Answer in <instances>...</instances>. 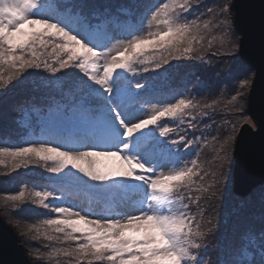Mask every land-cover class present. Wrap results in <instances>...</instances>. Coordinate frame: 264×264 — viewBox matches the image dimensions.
I'll list each match as a JSON object with an SVG mask.
<instances>
[{
	"label": "snow or ice",
	"instance_id": "6c2138e0",
	"mask_svg": "<svg viewBox=\"0 0 264 264\" xmlns=\"http://www.w3.org/2000/svg\"><path fill=\"white\" fill-rule=\"evenodd\" d=\"M136 7L139 26L109 30L107 6L89 0H0V104L9 84L28 87L29 70L76 88L49 139L0 142V166L14 171L44 162L61 190L81 187L103 205L74 208L62 191L52 190L7 196L14 204L32 199L51 213L28 227L36 234L32 239L50 242V251L36 252L38 259L207 264L204 240L215 224L205 205L230 164L234 136L211 135L209 141L206 130L216 123L212 111L219 101L201 103L182 92L156 99L158 76H143L137 66L160 73L171 69V61L208 63L206 56L229 55L231 9L206 0H140ZM249 83L242 80L240 89ZM242 95L237 91L225 107L238 108ZM208 147L213 155L202 160ZM15 214L25 220L44 215L23 206Z\"/></svg>",
	"mask_w": 264,
	"mask_h": 264
},
{
	"label": "trees",
	"instance_id": "16d2710c",
	"mask_svg": "<svg viewBox=\"0 0 264 264\" xmlns=\"http://www.w3.org/2000/svg\"><path fill=\"white\" fill-rule=\"evenodd\" d=\"M216 1L217 0H206V3L215 6L217 4ZM70 2H72V0H70ZM139 2L140 0H89V3L107 6L108 11L106 15H108L113 21V23L109 25V30L123 29L125 25L139 26L141 16L136 7ZM225 2L230 7L231 0H221L219 4ZM101 11H103V9H101ZM116 21H118V23H116ZM230 23L231 40L234 46L229 49V55H220L216 57L206 56V61L210 60L208 63L198 60H188V62H186V60L171 61V69L168 72H164L162 69V74L152 72L143 73L142 67L139 65L137 67L140 69L141 75L143 76H158V79L154 81L156 99L165 98L171 94L182 92L185 95L195 96V98L201 101V103H212L213 100L219 101L220 103L218 107L212 111L216 123L213 127L206 130L210 133L209 141L211 140V135H215L221 139L232 135L234 136L232 141L234 147V141L239 128L245 123V121L250 119L246 108V98L252 82L253 70L239 58V34L234 27L231 15ZM214 47H219V45H214ZM29 72L32 73V76L29 79L28 87L20 89L14 88L13 84H9L8 88L12 90L6 93V101L3 104H0V115L2 119L0 122V142L7 143L10 146H18L30 141L49 139V134L54 130L53 122L55 118L62 112L64 105L72 102V95L76 91H69L68 97L59 98L56 87L59 88L64 83L63 81L58 82L55 80L57 85L54 87L55 93H53L54 91H51L54 82L51 81L54 78L56 79V77H51L49 74L42 71L36 72L35 70H29ZM24 75L27 76L28 73H25ZM244 79H248L250 83L246 88L240 89L239 85ZM40 89H42V91H40ZM237 91L243 92V95L240 97L238 108L233 109L231 106L225 107L227 101L231 99V96L236 94ZM1 107L5 110H2ZM45 107H49V110H46ZM223 110L224 112L222 114L224 115L221 118L220 111ZM4 117H9V119L7 120ZM48 120L52 121L49 125H47ZM204 120L207 123L212 124L207 118H204ZM233 125H235L234 129ZM36 126H38V131H35ZM201 127H203V125H201ZM233 147L229 152L230 164L224 169V177L215 190L216 195L205 205V213H209L210 217H212L213 223H215V219L217 218V212L222 211L219 206L222 205L221 196L223 190L228 189L233 197L237 196L233 191ZM204 153L205 156L201 157V159L207 160L206 154H208V159L210 160L213 155L212 148H205ZM21 180L24 181L23 178ZM0 181H5V177L1 176ZM27 183L29 185H35L34 188L36 190L62 191V198L68 197L65 193L67 188L61 190L56 181H50L49 185L42 183L40 186L36 185L33 181H28ZM261 185L264 187V183ZM5 187V190L7 191L15 189H17V191L21 189H30L27 186L17 188L16 185L10 184ZM68 188L75 194L74 196L82 198L87 202V205H90V207L100 205L97 202L95 193L84 190L78 186ZM8 195L15 194L11 193ZM223 205H225V210L223 209L222 213L224 212L225 216L221 221L227 223L231 203H225ZM5 207L6 205H0V213L3 215L4 219L15 228L16 222L14 219L8 217L4 209ZM226 228L227 225H217L216 231L220 235L224 233ZM19 238L20 242L25 247L26 244L22 239L23 236L19 235ZM248 241H250V239H246V237L242 238V243L244 242L246 244ZM223 245L224 242H222V247ZM228 249H232V244H230ZM251 249L253 250L254 248ZM26 252L30 259H32V255L28 253V250H26ZM263 258L264 257H262V259ZM229 259L230 258L227 259L226 257L222 258L226 264L230 263Z\"/></svg>",
	"mask_w": 264,
	"mask_h": 264
},
{
	"label": "rangeland",
	"instance_id": "374dc122",
	"mask_svg": "<svg viewBox=\"0 0 264 264\" xmlns=\"http://www.w3.org/2000/svg\"><path fill=\"white\" fill-rule=\"evenodd\" d=\"M221 0H217L216 3L219 4ZM231 8V5H230ZM230 15H233L232 9ZM51 49H49L50 51ZM147 55V54H146ZM188 62V60H186ZM162 74L163 71H160ZM253 76V73H252ZM253 78V77H252ZM55 80L57 78L52 79L51 82H54L52 91L55 93V86L57 85ZM75 86H69L67 82H64L59 88L56 87V91L58 92L59 98L68 97L69 91H75ZM42 91V89H40ZM220 98V97H219ZM55 99V98H54ZM62 105V104H61ZM30 106V105H29ZM53 106V105H52ZM51 106V107H52ZM28 107V106H27ZM46 110H49V107H45ZM2 110H5L1 107ZM224 112L220 111L221 118ZM5 119H9V117H4ZM250 120V119H249ZM247 120V121H249ZM2 121L0 115V122ZM51 120L47 121V125L51 124ZM246 123V122H245ZM251 124V123H249ZM252 125V124H251ZM35 131H38V126H36ZM205 156L203 153L202 157ZM206 159H208V154H206ZM4 176L5 181H0V205H6L5 212L9 218L14 219L16 222V227L13 228L18 235H22V232L27 233V235L23 236V241L25 242L28 253L32 255V263L33 264H57L55 259L49 260L46 256L38 259L36 257V252L39 251L41 253H46L50 251V248H46L45 245H49L50 242L45 240L43 236H39L37 239H32L36 234L34 232H28V227L32 224H40L46 215H50L51 213L42 208L38 203H33L32 199H26L22 202L9 201L6 199L8 194L14 193L17 194V189L7 191L5 190V186L16 185L17 188L20 187H29L28 191H37L34 186L29 185L28 181H33L36 185L40 186L42 183L50 184V181H57V177L48 172L44 165V162H34L28 164L26 166H22L19 169L14 171H10L9 168L4 166H0V177ZM23 178L24 181L21 179ZM22 184V186H21ZM56 186V185H54ZM55 191V190H52ZM65 193L68 195L67 198H62L66 205H72L74 208L83 207L85 211H88L90 208H102L103 205H95L90 207L87 205V202L82 198H78L74 196L75 194L71 192L69 188L65 190ZM222 205L219 208L223 211L225 210V203H231V208L228 214L227 223L222 222L221 219L224 218L225 213L222 211L217 212V218L215 219V229L209 234L205 240V255L204 260L207 264H226L222 260L223 257L227 259L230 258V263L237 259H246L251 264L252 261L255 264H262L264 262V248L261 247V239L264 238V187L262 185H258L253 188L246 196L244 197H233L228 189L223 190L222 192ZM59 201H53V203H58ZM26 208H34L37 212L43 213L39 217H34L31 220H25L20 217V215L15 214L16 209L19 207ZM3 216V215H2ZM209 213H206V217H209ZM212 218V217H211ZM7 222V221H6ZM8 223V222H7ZM9 224V223H8ZM227 225L226 230L223 234H218L216 231V226ZM12 226V225H11ZM250 239L246 244L242 243V238ZM20 240V238H19ZM222 242L224 245L222 247ZM21 243V242H20ZM22 244V243H21ZM232 244V249H228V247ZM23 245V244H22ZM251 248H254L253 250ZM234 249V250H233ZM27 253V252H26ZM29 256V255H28ZM67 258H59V264H64ZM262 260V261H261Z\"/></svg>",
	"mask_w": 264,
	"mask_h": 264
},
{
	"label": "water",
	"instance_id": "95a60500",
	"mask_svg": "<svg viewBox=\"0 0 264 264\" xmlns=\"http://www.w3.org/2000/svg\"><path fill=\"white\" fill-rule=\"evenodd\" d=\"M231 9L239 58L253 70L246 98L252 125H241L233 147V191L244 197L264 183V0H231ZM0 264H33L1 213Z\"/></svg>",
	"mask_w": 264,
	"mask_h": 264
}]
</instances>
